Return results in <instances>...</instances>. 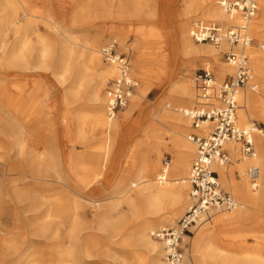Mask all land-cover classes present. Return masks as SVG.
Instances as JSON below:
<instances>
[{
  "label": "bare ground",
  "instance_id": "6f19581e",
  "mask_svg": "<svg viewBox=\"0 0 264 264\" xmlns=\"http://www.w3.org/2000/svg\"><path fill=\"white\" fill-rule=\"evenodd\" d=\"M146 1L110 0L108 8L98 9L97 0H88L85 5L80 0H66L61 3L56 15L50 13L44 15V9L30 0H0V36L9 27L12 28L19 39L15 59L23 67L30 64L31 53L36 51L42 59L36 67L49 68L45 60L51 58L50 55L53 54L50 52L51 45L48 40L44 36L37 35L40 19L45 20L44 24L49 32L56 36L70 38L71 27L57 23L55 17L68 18L74 23L84 17L86 12L94 13L95 11L101 13V16L110 18V23L100 25L95 36L86 38L82 44L86 53L85 63L78 58L74 64L71 49L62 44L56 64L52 68L53 75L59 84H64L66 77L71 74L70 85L63 94V100L67 104L78 101L83 87L92 80L84 96V100L90 103L79 106L72 117H69L67 139L78 142L82 140L84 123L90 124L94 133L104 134L105 138L104 147L100 143L92 147L88 157L90 166L82 160L84 154L76 156L78 162L75 186L67 177L58 176L62 189L54 198V215L61 220L62 228L59 245L60 264H86L98 255L94 253V250L101 253L99 256L103 258L102 260L110 256L106 245L95 249L91 243L92 233L82 234L83 230L92 228L82 217L84 205L82 198L89 199L88 203L95 212L98 229H106L108 225H111V239L122 235L123 219L119 216L116 221H112L110 214L121 203L126 204L128 216L135 223L138 240L151 256L147 264H167L162 260L165 257L163 243L153 237L154 230L172 226L191 205V198L188 196L190 189L188 175L191 167L190 157L196 151V146L189 140L187 132L192 128L196 133L206 135L212 129V123L206 121L200 128H194L186 115L190 110L187 105H190L194 99L196 103L198 102L190 67L197 62H202L204 67L214 71L215 78L218 80L232 75L233 68L212 46L206 43L200 46L193 44L189 32V21L191 18L199 17L207 22L227 25L239 23L240 16L224 12L219 6V0H179V7L174 12L175 22L170 32L171 36H166L157 27L158 22L150 19L154 15L149 7L146 8ZM256 3L257 14L248 24L252 41L243 48L252 74L250 85L248 83L250 90H246L247 85L237 94L241 104V108L238 109V122L242 126H249L250 123L247 121H250L252 116H261L264 119V0H256ZM130 16L146 18V21L137 25L125 23L124 21ZM123 33L134 35L130 47L132 57L129 77L134 76L142 86L137 87L136 93L133 94L132 106L137 105L140 99L145 97L147 90L154 87L162 88L166 82L168 83L165 90L168 94L179 93V100L164 103L156 114L146 118L143 127L145 141L150 146L149 150L155 153V157L153 158L149 153L138 156L136 150L129 151L131 174L117 182L115 189L103 199L106 201L103 203L102 199L89 198L87 189L90 187L91 180L86 171L98 169L97 159L101 150L103 149L102 153L105 154L110 141L124 131L127 125L124 124L125 120L122 117L113 120L106 115L107 94L102 93L101 87L107 79L116 78L118 71L114 64L102 60L97 44L100 38L120 36ZM31 34L38 36L37 41L31 40ZM169 50L180 51L184 60L182 66L177 68L175 77L173 71L176 66L174 59L170 58ZM37 86L38 84L34 82L31 88L32 93L36 92ZM12 101L8 96L0 101V128L3 134L1 138H5V141L20 156L25 152L27 143L24 126L19 121L23 109L21 105ZM90 105H93V109L89 110L86 107ZM134 128V125L128 127L126 130L128 135L133 133ZM164 135H168V139ZM251 137L257 144L253 157H241L238 146L230 142L225 145L231 150L232 162L225 168L217 167V170L222 186L230 189L235 195L237 205L226 214L213 213V216L196 230V235L193 237L196 264H207L208 258L220 259L221 264H227L229 255L226 248L230 246L235 250L232 264H264V214L259 212L260 206L264 203V131L254 129ZM165 142L171 143L169 146L173 153L167 167H164L160 160L161 146ZM30 161L34 170L29 169L24 172L11 166L6 170V175L10 176L8 181L12 185L16 202L27 201L25 211H36L44 204L40 189L41 182H39L41 180L39 177L40 156L30 155ZM251 165H256L259 169L256 188L252 187L247 176L246 169ZM163 169L165 180L161 181L159 176ZM234 171L238 173L239 178ZM25 177L32 179L35 186L16 184ZM130 186L136 187L132 193H128L127 187ZM39 217L33 232L42 236L46 227ZM247 219H251L252 223L246 225L243 230L241 227L244 224L240 222ZM232 227L238 229L234 235L229 231ZM0 232L3 233L0 238V260L12 262L26 259L27 250L21 248L9 230L4 232L0 229ZM217 240L221 247H215ZM119 263L126 264L124 260H120ZM27 264H38V261L32 259Z\"/></svg>",
  "mask_w": 264,
  "mask_h": 264
},
{
  "label": "rangeland",
  "instance_id": "374dc122",
  "mask_svg": "<svg viewBox=\"0 0 264 264\" xmlns=\"http://www.w3.org/2000/svg\"><path fill=\"white\" fill-rule=\"evenodd\" d=\"M64 1L66 0H30V2L44 9V15H48L49 13L51 15H56L57 10ZM80 2L85 5L88 0H80ZM97 2L98 9H106L110 4V0H97ZM145 5L146 8L149 7L152 10L154 16L150 19L158 22L156 25L161 33L166 36H171L170 32L175 22L174 12L179 7V0H147ZM54 19L61 25L67 26L68 28L71 27L72 36L70 38L56 36L54 33L48 31L44 24L45 20H39V32L37 35L44 36V38L48 40L51 45L50 52L53 54L50 55L51 58L45 60V63L49 65L47 69L40 66L36 67L42 61L36 51L31 53L30 64L26 67L21 66V64L17 62L15 53L18 49L19 39L11 27L0 36V101L8 96L11 97L13 103L21 105L23 110L19 116V121L24 126L25 136L27 138L25 152L23 155L19 156L12 146L5 141V138H1L3 134L0 128V229L4 232L9 230L11 236L15 237V240L21 248L27 250L26 259L12 262L0 260V264H27V262H31L32 259H36L38 264H60L59 259L61 254L59 252V245L61 242L60 235L62 234V228L60 226L61 220L54 215V198L62 189V185L58 181V176L67 177L70 183L75 186L77 182L76 163L78 162L76 156L81 153L84 154L82 160L86 162L87 166H90L88 157L93 149L92 147L97 143L102 144L103 147L105 145L104 134L98 132L94 133L92 127L88 123L82 125L84 134L82 140L78 142L76 140L70 141L67 139V133H69L67 121L69 117H72V114L78 110L79 106L90 103L84 100V96L88 91L89 84H92V80L83 87L81 98L78 101L69 102L67 104L63 100V94L65 89L70 85L71 74L66 77L67 79L64 84H59L56 77L53 75L52 68L56 64L62 44L69 46L71 49L74 64H76L78 58L85 63L86 53L82 44L86 38L95 36L100 25L110 23V18L101 16V13H96L94 11V13L86 12L84 17L76 20L74 23L68 18L62 19L61 17H55ZM194 20L206 21L205 19L194 17L190 19L189 23L191 24ZM145 21L146 18L143 19L139 16H130L124 22L137 25L143 24ZM37 35H30L33 42L37 41ZM113 39L117 41L118 51L129 56L128 73L130 74L132 57L130 47L134 35L132 33H123L120 36L100 38L97 48ZM193 44L197 46L202 45V43H195L194 41ZM206 44L211 47L208 43ZM169 51L170 58L174 59L176 66L173 71L175 77L177 68L182 66L184 60L180 51ZM201 68H204L202 62H197L190 67V74L194 80L193 87L195 88V95L198 93L195 87V74ZM114 78L107 79L102 84L101 91L104 95L107 92L109 83L114 80ZM130 78L134 80L136 85L125 106L121 108L113 118V120L120 117L124 118V124L127 126L124 131L120 132L110 141V146L105 154L102 153L103 149L101 150V154H99L97 159L98 169L96 171H86L89 180H91L90 187L87 189V191H89V198L102 199L103 203L106 202L103 199L108 197L109 193L115 189L117 182L124 176L131 174L132 169L128 161L129 151L136 150L138 156L149 153L153 158L155 157V153L149 150L150 146L145 141L143 127L145 126L146 118L152 114H156L164 103L179 100V93L173 92L172 94H168L167 90H165L168 83L166 82L162 88L154 87L147 90L145 97L140 99L137 105L132 106V96L136 93L137 87L142 86L140 81L138 83V80L134 76L130 75ZM214 80L216 83L223 81L216 79L215 74ZM34 82H36L38 86L36 92L32 93L31 88ZM249 85L246 90H250ZM194 100L190 105H187L188 108L196 106V101ZM86 108L89 110L93 109V105L87 106ZM247 123H254L256 129H262L264 131V119L261 116H252ZM130 125H134L135 128L133 133L128 135V131L126 130ZM239 125L242 126L240 123ZM192 132L196 131L190 128L187 135ZM164 137L168 139L169 136L164 135ZM169 145L171 146V143L165 142V144L161 146L162 154L160 160L165 156H167L169 160L171 159L173 153ZM256 146L257 144L254 140L255 151ZM30 155L32 157L39 155L41 163L39 175L41 180H39V182H41L40 189L44 204L41 209L36 211H25L28 203L27 201L22 203L16 202L12 185L8 181L10 176L6 175V170L11 166H15L18 170H23L24 172L29 171V169L34 170L30 161ZM194 155L195 151L190 157V165L192 164ZM234 173L237 177L238 173L236 171H234ZM16 184L28 187L35 186V182L29 177H25L24 180ZM135 188L134 186L127 187L128 193H132ZM88 200L87 198H84V200L82 198L84 203L82 217H84L86 224L92 228L83 230L82 234L92 233L91 243L95 246V249L97 247L100 248L102 245H106L108 249L107 253H109L110 256L102 260L103 258L99 256L101 253L94 250V253L98 255L89 262L87 261L86 264H120V260H124L126 264H147L151 256L138 240V234H136L135 231V223L130 216H128V207L126 204L121 203L117 209L110 214L113 219L112 221H116L119 216L123 219L122 235L118 236L116 239H111V225H108L106 229L97 228L96 217H94L95 212L92 211ZM259 212L262 215L264 214V203L260 206ZM39 213L40 215H38ZM226 213L228 212H218L215 214L223 215ZM38 216L44 221L46 227L42 236H38L33 232L37 225L36 222L39 221L37 219ZM209 218L210 217L196 226L191 227L190 234L183 236L180 243L182 264H196L195 252L193 251V237L196 235V230L202 226V223L208 221ZM177 221L178 219L172 226H175ZM251 221V219H247L240 222L244 224L241 229L244 230L246 225L252 223ZM229 231L234 235L238 232V229L232 227ZM2 234L3 233L0 232V238ZM217 242L218 240L215 241V247L219 246V242ZM219 247H221V245ZM226 250H228L229 255L227 264H232L235 257V250L231 246L227 247ZM162 260L166 262L165 257ZM207 264H221V261L220 259L208 258Z\"/></svg>",
  "mask_w": 264,
  "mask_h": 264
},
{
  "label": "built area",
  "instance_id": "2783aa9c",
  "mask_svg": "<svg viewBox=\"0 0 264 264\" xmlns=\"http://www.w3.org/2000/svg\"><path fill=\"white\" fill-rule=\"evenodd\" d=\"M219 6L226 13L240 16V22L218 25L194 20L190 24L189 32L195 43L210 44L233 68V74L226 76L220 83L215 82L214 71L209 67L201 68L195 74L198 102L186 115L194 128H200L209 121L212 123V129L206 135L192 132L188 136L196 146L188 175L190 208L178 219L175 226L154 230L153 237L163 243L167 264H182L180 243L184 235L190 234L191 227L208 219L215 212L230 211L237 205L235 195L230 189L222 186L217 170V167L225 168L232 162V153L225 146L226 143L239 146L241 157L255 156L251 135L256 128L254 123L249 126L239 125L237 110L241 108V104L237 94L252 78L243 48L252 41L248 24L257 13V3L256 0H219ZM99 53L104 62L114 64L118 71V76L109 83L106 92L107 116L114 118L125 106L136 83L129 77V56L118 51L116 40L101 45ZM169 162L167 156L162 158L164 167H167ZM258 174L256 165L247 169V176L253 188L258 186ZM164 178L163 169L159 179L164 181Z\"/></svg>",
  "mask_w": 264,
  "mask_h": 264
}]
</instances>
